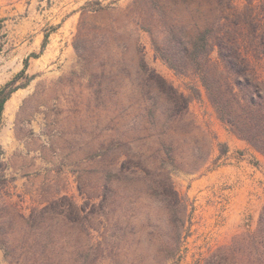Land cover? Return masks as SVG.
Wrapping results in <instances>:
<instances>
[{
    "label": "trees",
    "instance_id": "1",
    "mask_svg": "<svg viewBox=\"0 0 264 264\" xmlns=\"http://www.w3.org/2000/svg\"><path fill=\"white\" fill-rule=\"evenodd\" d=\"M94 4L99 7L85 9L78 31L84 45L77 50L81 57L89 50L103 53L102 65L121 66L124 78L134 85L121 116L132 118L90 158L89 180L78 178L82 203L61 189L50 192L51 187L42 206L28 216L3 201L0 250L9 264H144L141 257L131 256L134 245L143 242L136 224L143 198L168 212L174 243L162 250L176 261L188 205L171 174L178 166L179 137L193 128L192 99L200 100L203 91L218 119L264 155V77L253 65V60L264 61V0H247L242 9L235 0H133L126 8L136 32L149 35L156 57L177 76L194 81L192 97L147 64L139 37L132 58L131 46L116 38L114 29L108 35L111 31L101 25L89 28L90 12L110 8ZM110 37L116 38V46ZM215 51L218 60L212 58ZM28 64L26 60L16 78L0 88V133L6 104L21 88L12 86L25 76ZM201 264H264V210L255 232L236 236Z\"/></svg>",
    "mask_w": 264,
    "mask_h": 264
},
{
    "label": "rangeland",
    "instance_id": "2",
    "mask_svg": "<svg viewBox=\"0 0 264 264\" xmlns=\"http://www.w3.org/2000/svg\"><path fill=\"white\" fill-rule=\"evenodd\" d=\"M132 1L0 0V88L29 60L25 76L12 86L21 88L3 114L0 206L6 201L28 216L42 206L48 187L82 203L78 178L89 180L90 158L132 118L121 116L122 105L134 95L121 66L102 65L103 53L89 50L81 57L77 50L84 45L78 31L85 9H97L94 3L110 8L90 12L89 28L101 25L111 31L108 35L114 29L116 38L131 46L132 58L139 37L147 64L192 97L194 81L177 76L156 57L149 35L136 32L125 12ZM235 2L242 9L247 0ZM113 37L109 42L116 46ZM212 58L218 60L217 51ZM253 65L264 77V61L253 60ZM190 113L193 128L179 137L178 166L171 174L188 205L182 250L176 261L167 258L162 248L173 245L174 224L167 211L143 198L136 219L143 242L134 245L131 256L141 257L144 264H201L236 236L255 232L264 210V155L218 119L204 91L200 100L192 99ZM0 264H9L2 250Z\"/></svg>",
    "mask_w": 264,
    "mask_h": 264
}]
</instances>
